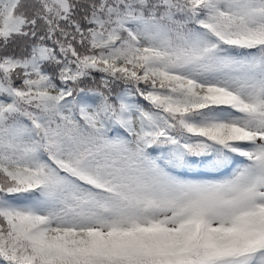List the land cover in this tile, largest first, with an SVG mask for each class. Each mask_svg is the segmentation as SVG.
Here are the masks:
<instances>
[{"label": "snow or ice", "instance_id": "snow-or-ice-1", "mask_svg": "<svg viewBox=\"0 0 264 264\" xmlns=\"http://www.w3.org/2000/svg\"><path fill=\"white\" fill-rule=\"evenodd\" d=\"M0 264H264V0H0Z\"/></svg>", "mask_w": 264, "mask_h": 264}]
</instances>
